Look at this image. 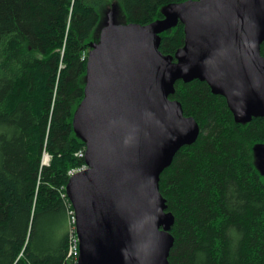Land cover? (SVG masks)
<instances>
[{"label": "trees", "instance_id": "obj_1", "mask_svg": "<svg viewBox=\"0 0 264 264\" xmlns=\"http://www.w3.org/2000/svg\"><path fill=\"white\" fill-rule=\"evenodd\" d=\"M184 1L0 0V264L64 263L68 172L86 164L72 120L88 54L103 27L150 25ZM158 36L174 55L183 24ZM169 98L199 133L159 174L173 217L168 264H264V117L235 122L198 78L177 80Z\"/></svg>", "mask_w": 264, "mask_h": 264}, {"label": "water", "instance_id": "obj_2", "mask_svg": "<svg viewBox=\"0 0 264 264\" xmlns=\"http://www.w3.org/2000/svg\"><path fill=\"white\" fill-rule=\"evenodd\" d=\"M177 21L184 44L165 55L158 33ZM263 40L264 0H186L150 25L102 28L72 120L88 168L65 186L76 216L77 264H168L173 217L159 174L199 133L169 98L174 83L206 81L225 97L235 122L264 117Z\"/></svg>", "mask_w": 264, "mask_h": 264}, {"label": "built area", "instance_id": "obj_3", "mask_svg": "<svg viewBox=\"0 0 264 264\" xmlns=\"http://www.w3.org/2000/svg\"><path fill=\"white\" fill-rule=\"evenodd\" d=\"M85 152L82 150H79L76 155L84 157ZM45 154L44 156H46ZM48 156V155H47ZM46 156L45 162H48V158ZM88 166L86 164H83L81 167L76 169L69 170L68 174L69 176L87 169ZM67 252L65 255V260L63 264H77L78 257H79V238L77 234V228H76V216L74 213V210L71 209L68 211V217H67Z\"/></svg>", "mask_w": 264, "mask_h": 264}, {"label": "rangeland", "instance_id": "obj_4", "mask_svg": "<svg viewBox=\"0 0 264 264\" xmlns=\"http://www.w3.org/2000/svg\"><path fill=\"white\" fill-rule=\"evenodd\" d=\"M259 162L261 163H264V155L263 154H261L260 155V157H259Z\"/></svg>", "mask_w": 264, "mask_h": 264}, {"label": "bare ground", "instance_id": "obj_5", "mask_svg": "<svg viewBox=\"0 0 264 264\" xmlns=\"http://www.w3.org/2000/svg\"><path fill=\"white\" fill-rule=\"evenodd\" d=\"M44 160H46V156H44ZM49 160V159H48Z\"/></svg>", "mask_w": 264, "mask_h": 264}]
</instances>
